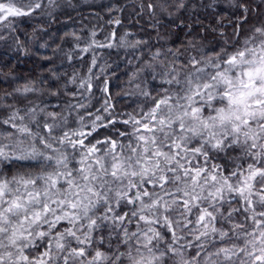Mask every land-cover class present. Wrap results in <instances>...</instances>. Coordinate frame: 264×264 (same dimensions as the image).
Returning a JSON list of instances; mask_svg holds the SVG:
<instances>
[{
    "label": "snow or ice",
    "instance_id": "1",
    "mask_svg": "<svg viewBox=\"0 0 264 264\" xmlns=\"http://www.w3.org/2000/svg\"><path fill=\"white\" fill-rule=\"evenodd\" d=\"M231 2L247 20L250 6ZM41 7L0 0V26ZM180 55L157 49L129 76L151 104L122 121L107 100V119L78 115L77 128L68 117L83 104L0 121V264H264V25L232 50ZM118 122L127 128L89 139Z\"/></svg>",
    "mask_w": 264,
    "mask_h": 264
},
{
    "label": "trees",
    "instance_id": "2",
    "mask_svg": "<svg viewBox=\"0 0 264 264\" xmlns=\"http://www.w3.org/2000/svg\"><path fill=\"white\" fill-rule=\"evenodd\" d=\"M15 2L25 6L31 0ZM40 2L42 7L30 16L10 18V27L0 26V36L5 37L0 39V121L15 109L24 112L37 105L67 115V105L83 104L78 101L86 94L84 103L92 101L90 113L104 108L107 100L112 106V118L122 121L128 113L134 114L151 104L138 89L128 86V79L157 49L162 53L179 49L183 53L181 61H186L190 54L210 56L222 48L232 50L239 46L254 27L264 25V4L260 0H235L236 4L250 6L247 20L243 19V8L234 6L231 0L220 4L212 0H184V8H178L175 0H166V11L159 7L162 0H56L55 5L48 0ZM149 4L154 8L150 9ZM137 40L143 43L132 47ZM107 44L112 47L99 46ZM84 48L88 50L85 52ZM171 59L169 55V62ZM88 80L92 85L89 92L87 87L80 86ZM147 80L149 91L154 84L159 86L150 76ZM28 83L37 91L27 95L15 91ZM126 128L118 122L114 127L99 128L89 139L95 142L97 137L115 136L117 130ZM6 129V125L0 124V130ZM123 139L127 141L128 137ZM27 171L39 174L42 169ZM107 234L106 230L102 233ZM107 243L105 240L103 245L96 246L108 251Z\"/></svg>",
    "mask_w": 264,
    "mask_h": 264
},
{
    "label": "rangeland",
    "instance_id": "3",
    "mask_svg": "<svg viewBox=\"0 0 264 264\" xmlns=\"http://www.w3.org/2000/svg\"><path fill=\"white\" fill-rule=\"evenodd\" d=\"M86 1H88V0H83V2H86ZM200 1H202V0H200ZM212 1L214 2V0H212ZM225 1H227V0H215V3L220 4V3H223V2H225ZM21 7H23V6H21ZM112 37H113V38H112V41H114V36H112ZM87 82L89 83V80H88ZM87 91L89 92L88 89H87ZM87 96H88V94H86L82 100H79V101H78V102H82L83 105H85L84 108H80V107H78V108H76V109H72V111H71V115H69V117H68V124H67V127H68V128H77V127H79V124H78V122H77V121H78V115H84L85 123H87V124H89V125L91 124L94 115H101V116L104 117L105 119L108 118L109 113H108V112H104V111L101 112V113H99V112L96 113V112H95V113H92L93 115H88V113H90L89 110H90V108L92 107V101H91L90 104H88V103H84V102L87 100V98H88ZM95 104H96V103H94V107L96 108ZM110 106H111V105H110ZM98 107H99V106H98ZM29 108H32V107H29ZM29 108H27V109H29ZM111 108H112V106L109 108V111L111 110ZM141 108H145V109H147L146 106L141 107ZM81 109H83V110L81 111ZM37 110H38V109H37ZM74 110H76V111H74ZM97 110H98V108H97ZM101 110H103V108H101L100 111H101ZM38 111H39V110H38ZM24 112H25V111H24ZM24 112H20V114H21V115H24ZM137 113H139V112L134 113V115L137 114ZM67 115H68V114H67ZM129 130H130V128H129ZM5 142H7V141H5ZM68 151H69V153H71V152H72V149L69 148ZM70 167H71V165H70ZM193 211L195 212V209H194ZM185 255H187V253H185Z\"/></svg>",
    "mask_w": 264,
    "mask_h": 264
}]
</instances>
